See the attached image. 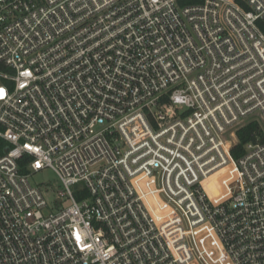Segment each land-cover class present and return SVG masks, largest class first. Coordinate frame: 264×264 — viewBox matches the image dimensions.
Wrapping results in <instances>:
<instances>
[{
    "label": "built area",
    "instance_id": "2783aa9c",
    "mask_svg": "<svg viewBox=\"0 0 264 264\" xmlns=\"http://www.w3.org/2000/svg\"><path fill=\"white\" fill-rule=\"evenodd\" d=\"M0 65V264H264V0H0Z\"/></svg>",
    "mask_w": 264,
    "mask_h": 264
},
{
    "label": "trees",
    "instance_id": "16d2710c",
    "mask_svg": "<svg viewBox=\"0 0 264 264\" xmlns=\"http://www.w3.org/2000/svg\"><path fill=\"white\" fill-rule=\"evenodd\" d=\"M200 0H187V2H195ZM1 66V65H0ZM262 135V129L257 121H248L236 130L237 143L232 147V155L237 158L244 153V146L250 141H255ZM0 144L2 141L0 140Z\"/></svg>",
    "mask_w": 264,
    "mask_h": 264
},
{
    "label": "rangeland",
    "instance_id": "374dc122",
    "mask_svg": "<svg viewBox=\"0 0 264 264\" xmlns=\"http://www.w3.org/2000/svg\"><path fill=\"white\" fill-rule=\"evenodd\" d=\"M30 180L33 184L41 186L47 185L49 187L44 193L49 203L54 200L56 192L61 189L60 179L51 168H44L32 173Z\"/></svg>",
    "mask_w": 264,
    "mask_h": 264
},
{
    "label": "clouds",
    "instance_id": "9594fccd",
    "mask_svg": "<svg viewBox=\"0 0 264 264\" xmlns=\"http://www.w3.org/2000/svg\"><path fill=\"white\" fill-rule=\"evenodd\" d=\"M173 99H174L175 102H184V103H187V102H188V98H187L186 96H183V95H181V96H176V95L174 94ZM14 154H15V153H14Z\"/></svg>",
    "mask_w": 264,
    "mask_h": 264
},
{
    "label": "snow or ice",
    "instance_id": "6c2138e0",
    "mask_svg": "<svg viewBox=\"0 0 264 264\" xmlns=\"http://www.w3.org/2000/svg\"><path fill=\"white\" fill-rule=\"evenodd\" d=\"M3 94H4V89L0 88V95H3ZM24 147L28 148L29 146L25 145ZM37 167H39V164H37Z\"/></svg>",
    "mask_w": 264,
    "mask_h": 264
}]
</instances>
